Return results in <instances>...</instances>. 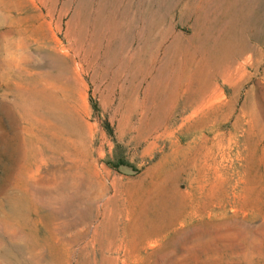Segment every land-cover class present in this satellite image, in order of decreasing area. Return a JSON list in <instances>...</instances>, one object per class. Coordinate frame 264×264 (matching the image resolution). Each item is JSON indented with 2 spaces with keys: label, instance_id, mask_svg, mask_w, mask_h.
I'll list each match as a JSON object with an SVG mask.
<instances>
[{
  "label": "rangeland",
  "instance_id": "374dc122",
  "mask_svg": "<svg viewBox=\"0 0 264 264\" xmlns=\"http://www.w3.org/2000/svg\"><path fill=\"white\" fill-rule=\"evenodd\" d=\"M0 264H264V0H0Z\"/></svg>",
  "mask_w": 264,
  "mask_h": 264
},
{
  "label": "bare ground",
  "instance_id": "6f19581e",
  "mask_svg": "<svg viewBox=\"0 0 264 264\" xmlns=\"http://www.w3.org/2000/svg\"><path fill=\"white\" fill-rule=\"evenodd\" d=\"M166 200V199H165ZM164 206H165V209H167V211L166 212H168V210L171 212V209H173V210H175L174 208V206L169 202L168 204L167 203H165L164 204ZM156 207V206H155ZM165 209H164V207H163V210H164V212H165ZM157 210V209H156ZM173 210H172V212H173ZM162 211V210H161ZM169 213V212H168ZM165 215V214H164ZM174 215V214H173ZM171 216V215H170Z\"/></svg>",
  "mask_w": 264,
  "mask_h": 264
}]
</instances>
